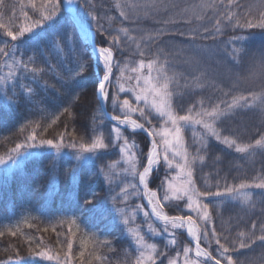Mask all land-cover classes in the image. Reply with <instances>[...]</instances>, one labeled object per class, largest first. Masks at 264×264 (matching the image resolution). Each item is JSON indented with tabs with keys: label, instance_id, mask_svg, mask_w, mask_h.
Masks as SVG:
<instances>
[{
	"label": "trees",
	"instance_id": "obj_1",
	"mask_svg": "<svg viewBox=\"0 0 264 264\" xmlns=\"http://www.w3.org/2000/svg\"><path fill=\"white\" fill-rule=\"evenodd\" d=\"M56 2L0 0V48L9 53L0 55V159L23 152L9 173L0 169V264H50L42 253L70 264H137L143 251L135 227L152 250L153 259L143 264H182L183 249H191L184 233L170 227L165 233V226L142 215L137 176L147 158V137L106 117L127 115L153 132L167 124L121 91L126 82L149 76L147 67L133 71L141 62L153 63V82L163 66L173 113L206 120L220 136L202 125H184L181 152H187L196 191L223 193L194 196L209 203L208 223L199 210H189L187 199H163L176 172L167 165L148 177L161 210L191 215L201 235L207 229L202 249L215 253L219 238L235 248L230 255L239 264H264V242L258 239L264 235V190L239 187L264 181V145H255L264 138V80L254 67L264 54V28L246 23H259L260 0H77L76 16L95 45L113 51L105 112L97 94L102 68H94L91 46L80 39L63 0L51 19L16 41L5 34L48 15ZM241 96L247 97L245 107ZM124 99L137 111L122 108ZM214 108L220 112L215 119L199 115ZM97 141L105 147L92 148ZM126 145L133 148V175L121 151ZM236 147L248 150L238 153ZM244 241L250 247L241 248Z\"/></svg>",
	"mask_w": 264,
	"mask_h": 264
},
{
	"label": "snow or ice",
	"instance_id": "obj_2",
	"mask_svg": "<svg viewBox=\"0 0 264 264\" xmlns=\"http://www.w3.org/2000/svg\"><path fill=\"white\" fill-rule=\"evenodd\" d=\"M68 4H72L73 0H67ZM261 5V13L258 14L257 19L259 20V23H256V21L249 20L247 21V27H260L264 28V0H260ZM60 7V0H57V2L53 5L52 11L48 13V15H43L40 20L35 21L34 23H31L29 25H26L19 29L17 33H14L11 30L5 31L6 36L10 37L12 41H16L20 36L25 35V33H29L33 31L36 27H38L41 23H43L46 20L51 19L58 11ZM152 7H156V5H152ZM2 26V25H0ZM99 57L101 58L104 68L106 70V74L103 76V81L99 84V92L103 95L104 98H107L108 93L105 91L106 84L109 82L110 76L112 74V60H113V51L109 47L101 46L98 49ZM144 53H141L143 55ZM0 55L7 56L9 53L5 50V48H0ZM145 67L149 70V76L147 79L144 80V85L146 86V94L145 95H136V102L139 103L141 100L145 101V104L148 103V95H151L153 97L152 102V108L155 109V111L158 113L159 117L164 118L165 122L170 124L171 127L168 129H165L163 132L160 133V135L163 137V146H164V156H163V163L160 159V154L157 151V142L153 140L151 142V150H148V142L144 145L145 151L147 152V166L143 168V172L139 175V182L144 185L146 194L148 195V204L151 205V211L152 214L160 221L163 222L165 225L163 231L167 233L169 231L168 226L170 225L172 229H179L187 226V234L188 236H191L194 240H196L195 244V255L196 257H203L204 261L202 264H239L238 258L234 259L232 255H230V251H235V248L228 244L227 240L225 242H221L219 238L215 239V243L218 246L217 250L214 252L202 249L200 246L199 241L203 238L205 240L209 239V233L208 230L205 229L203 234L201 235L199 233V230L196 227V222L193 220V217L191 215H172L169 216L165 214L161 210V202L160 200L156 199V193L151 192L147 193L148 188V177L149 174L154 172V165H161V168H163V165H167L168 169H171L173 167L172 162L170 160V157L168 155L169 152H172L174 156H182L184 163L183 164H177L176 167L179 170L181 174L186 173V181L181 183L180 185H174L172 182H169L167 184V191L165 192V195L163 197L164 200H168V192L173 193V199L175 200H182L184 197H187L188 200V208L190 211H196L199 210L205 224L208 223L209 220V214H208V207L209 203L205 202L201 204L199 201H194L193 196H203L205 198L207 197H219L223 195L220 191H211V190H205L203 192H197L192 176L193 172L191 169H188L186 171V165H187V152H180L178 151V147L182 146L183 142V132H184V125H202L203 128L209 130L212 132V135H214L217 139H220V136L218 133H216L214 130H212V125L203 119H194L191 114L187 115H177L173 113L171 110V105L168 103V97L171 96V92L169 89V76L164 71L163 66L160 67L158 76L155 78V82H153V78L151 76V72L153 70V63H148L145 65L143 62L139 65V69H133V71L143 70ZM254 67L259 68V74L264 80V54H261L260 60L258 65H254ZM25 70H27V66H24ZM137 87L141 84V77H137ZM262 88H264V84H262ZM29 91H31L29 89ZM121 91H124L123 88H121ZM239 100L243 101V103L240 104V107L247 106V97H239ZM261 105H264V95L261 96ZM234 104L229 105V107H234ZM122 108L127 109L128 112H134L137 111V109L133 108L129 102L128 99L123 100ZM191 112V110H190ZM150 114V113H149ZM201 117L207 116L210 118L215 119L220 115V112L217 108L212 109L211 111H201L199 113ZM141 116L144 117L145 113L143 110H141ZM114 119L117 120L120 124H128L132 127L133 130L135 129H142L146 130L147 137H152L154 135V132L150 129H146L145 125L142 123H137L136 120L131 119L129 116L125 115L124 119L121 120L120 116H115ZM147 122V121H146ZM117 136L119 137V132H117ZM30 139L35 140V137H30ZM46 143L50 146H57L54 145L53 140H47ZM224 143L227 144L229 147L234 146L235 141H228L227 138L224 139ZM256 146L264 145V138L255 140ZM20 147L19 145L17 146ZM105 143L103 141H97L92 145V148H104ZM253 145L249 143L248 148H252ZM248 148L245 147H236V152L243 153L248 150ZM124 149H121L123 151ZM165 173L163 172L164 176ZM158 187H163V183H161ZM239 187L241 189H244L246 187H255L261 190H264V181L256 182L251 185H245L240 184ZM233 190L231 188L227 189L228 193H231ZM179 205V204H178ZM180 206V205H179ZM195 206V207H194ZM145 216L148 215L147 212L144 213ZM127 220L124 221L125 224H127ZM255 227V226H253ZM15 235V233H13ZM211 235L215 237V231L213 230ZM243 235V234H241ZM142 240V238H139ZM258 239L261 242H264V235H261L258 237ZM248 240H251V237L248 238ZM175 240L170 241V243H175ZM253 243L255 241H252ZM241 248L250 247V243L248 241L241 242L239 245ZM209 247H211V241H209ZM72 244H68V249L71 250ZM154 250V249H153ZM189 248H184L183 252L185 254V264H190V262L187 259V254L189 253ZM83 255V253H81ZM41 258H46L48 260H52L53 257L48 255L47 253H42ZM152 257H149V260H152ZM137 264H143L142 260L138 259ZM153 264L155 262L153 261ZM160 264H164V261L161 260ZM168 264H175L174 261H169Z\"/></svg>",
	"mask_w": 264,
	"mask_h": 264
},
{
	"label": "rangeland",
	"instance_id": "obj_3",
	"mask_svg": "<svg viewBox=\"0 0 264 264\" xmlns=\"http://www.w3.org/2000/svg\"><path fill=\"white\" fill-rule=\"evenodd\" d=\"M76 2H77V0H73L72 4H68L67 0H63V7H64L65 11L68 14L73 15L74 17H76ZM79 28L81 30V33H78L80 39L83 42L84 41L86 42L88 40L87 37H89V39L91 40V41L90 40H88V41L92 45L90 52L92 54V58H93V61H94L93 62L94 63V68H97L99 66L102 68L103 73H102L101 77L99 78V84H100L103 81V76L106 74V70L104 68L103 62H102L101 58L99 57L98 49L100 47L95 45L93 34L91 33V31L87 27H82V26L79 25ZM55 47H56V49H60L61 48L60 46H57V45ZM141 78H142L141 79V84H140L139 87H137V79H136L135 81H132L131 83H128V84L126 82V87L125 88L122 87L124 89V91H122V92H125V91L128 92L129 91L131 94H133V97L135 99H136V95L137 94L145 95L146 94V86L144 85V80L147 79L148 77L142 76ZM133 82H134V84H133ZM109 83H110V79H109V82L106 84V88H105V91L107 93H108V89H109ZM99 84H98V88H97L98 98L103 103V105L105 106L106 102H107V99H108V96H107V98H104L103 95L99 92ZM141 102L145 103L144 100H141ZM152 102H153V97L151 95H148V103H147V105L152 110L155 111V109L152 108ZM110 117L115 122V124L117 126H119V127L121 126V127L127 128L128 130L133 131V129H132V127L130 125H128V124H120V123L117 122L116 119H114V116H110ZM123 119H124V117H121V120H123ZM170 127H171V125L167 123L165 126L160 128L159 130H156L154 132V135L152 136V139H150L144 133H142L148 139V143H149L148 150L149 151L151 150V142L153 140H155L157 142V151L160 154V159L162 161H163V156H164V146H163V137L160 135V133L163 132L165 129H168ZM135 130H137V129H135ZM139 130H142V129H139ZM144 131H146V130H144ZM123 149L124 150L122 152H123V158H124L125 165L128 166V168L133 172L132 173V175H133L134 171H135L133 148H131L130 146L126 145V146H124ZM177 150L181 152V146H179ZM20 153L23 156L22 150H18V155L17 156H12L13 159H11V158H8V159L1 158L0 159V169L4 170L5 173H9L15 167L16 162H17V158L19 157ZM168 155L170 157V160L172 162L173 167L176 169V172H175V174H173L171 176L170 180L167 181V183H166V191H167V184L169 182H172L174 185H180L181 183L185 182L186 179H187L186 173L185 174H181L179 172V170L177 169V167H176L177 164H183L184 163V161L182 159V156H174L172 152H169ZM146 166H147V158H146L145 164L143 165V168L146 167ZM157 166L158 165H154V169H156ZM143 168H142V170L139 172V174L137 176V186L139 188V196L141 197V200H142L141 203H142V205L144 207L143 210H142V215L146 219V221L152 222L153 224H157V225H160V226L161 225L165 226L162 221L158 220L152 214L151 205L148 204L149 197L146 194L145 187H144L143 184H141L139 182V175L143 172ZM186 171H187V168H186ZM129 174L131 175L130 172H129ZM151 192H154V191L150 190L149 188H147V193H151ZM168 196H169V200H175V199L172 198L173 197V193L168 192ZM156 199L159 200L157 195H156ZM183 199H187V197H184ZM193 200L195 201L194 196H193ZM145 212L148 213L147 216H145V214H144ZM147 224H148V222H147ZM168 227L171 228L170 225ZM177 230H180V231H182L184 233L185 238L187 239V241L191 245V249H190L189 253L187 254V259L190 262V264H202V262L204 261V258L203 257H196V255H195L196 240H194L191 236H188V234H187V226H185L183 228H179ZM132 232L134 233V235L136 237L140 238V235L137 233V227H135L132 230ZM149 232L154 233V234L157 235V232L152 231L151 229H149ZM138 240H139L140 247H142V251L143 252L141 253V256H142V259H143L142 262L144 263V262H147L149 260L150 252L152 250H151L150 247H146L144 245V243L141 241V239H138ZM41 259H43L44 261H49L50 264H70L69 261H66V260L61 261V260H58V259H56L54 257H53L52 260H48L46 258H41ZM182 264H185V257H184V261L182 262Z\"/></svg>",
	"mask_w": 264,
	"mask_h": 264
},
{
	"label": "water",
	"instance_id": "obj_4",
	"mask_svg": "<svg viewBox=\"0 0 264 264\" xmlns=\"http://www.w3.org/2000/svg\"><path fill=\"white\" fill-rule=\"evenodd\" d=\"M70 17H71V19H72V21H73V23H74V25H75L76 30L78 31V33H81V30L79 28V25L82 26V27H85V25L78 18H75L73 15H70ZM85 43L88 44V45H90V46H92L91 43L88 40ZM100 105H101V109L105 112V107H104V105H103V103L101 101H100ZM108 119L110 121H112L111 118L108 117ZM133 132L144 133L147 136V133L144 130L137 129V130H133ZM149 138L152 139V137H149Z\"/></svg>",
	"mask_w": 264,
	"mask_h": 264
},
{
	"label": "bare ground",
	"instance_id": "obj_5",
	"mask_svg": "<svg viewBox=\"0 0 264 264\" xmlns=\"http://www.w3.org/2000/svg\"><path fill=\"white\" fill-rule=\"evenodd\" d=\"M75 18H76V17H75ZM87 39L90 40L89 37H87ZM90 41H91V40H90Z\"/></svg>",
	"mask_w": 264,
	"mask_h": 264
}]
</instances>
